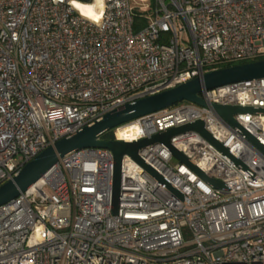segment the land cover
Instances as JSON below:
<instances>
[{
	"label": "built area",
	"instance_id": "obj_1",
	"mask_svg": "<svg viewBox=\"0 0 264 264\" xmlns=\"http://www.w3.org/2000/svg\"><path fill=\"white\" fill-rule=\"evenodd\" d=\"M96 1V17L77 9ZM149 8L0 0V184L115 108L264 57V0H154ZM136 10L146 20L137 30ZM199 95L205 105L178 102L108 130L111 139L202 120L228 153L195 131L170 138L188 163L160 143L139 148L163 180L124 155L114 213L112 152L73 150L0 205V264H264V114H234L235 126L213 109L264 108V78Z\"/></svg>",
	"mask_w": 264,
	"mask_h": 264
},
{
	"label": "water",
	"instance_id": "obj_2",
	"mask_svg": "<svg viewBox=\"0 0 264 264\" xmlns=\"http://www.w3.org/2000/svg\"><path fill=\"white\" fill-rule=\"evenodd\" d=\"M257 78H264V58L224 66L205 72L201 77L192 78L175 87L138 98L133 102L115 108L77 130L74 134L64 136L55 141L52 145H49L31 160L26 162L16 175L0 184V205L12 200L18 196L20 192L28 189L41 177V175L56 164L59 158L64 157L71 151L84 147H102L108 148L113 154L112 210L116 213L118 209V194L120 188L121 160L124 155H129L133 158L147 173L156 176L159 180H163L148 164L144 163L139 158V148L148 144L160 143L168 148L176 158L182 162L188 163L187 158L170 144V138L179 133L195 131L201 134L207 141L215 145L219 150L224 153L228 152L227 149L224 148L221 143L216 141L205 129L202 120H196L192 123L170 128L150 137L131 142L102 139L100 136L103 132L143 115L172 106L183 100L199 105H205L203 99L199 95L202 89H212L236 81ZM213 109L219 117L235 126L236 122L233 118L234 114H264V108L259 107L214 104ZM240 129L252 141H255L244 129ZM211 181L219 187L223 186L219 181Z\"/></svg>",
	"mask_w": 264,
	"mask_h": 264
},
{
	"label": "trees",
	"instance_id": "obj_3",
	"mask_svg": "<svg viewBox=\"0 0 264 264\" xmlns=\"http://www.w3.org/2000/svg\"><path fill=\"white\" fill-rule=\"evenodd\" d=\"M86 1H90V0H86ZM150 1H151V3H150V8H149V13L152 12V9L154 7V0H150ZM135 12H136V15H135L134 29L137 30V29H139V27H141L146 22V20H144L145 18L142 19L143 17L140 15V12H138L137 10ZM262 58H264V57H260L259 59H262ZM247 61H251V60L241 61L238 63L247 62ZM238 63H234V64H238ZM230 65H233V64H226V65H223L222 67L230 66ZM112 137H113V135H112L111 131L104 132L101 135V138H103V139H111Z\"/></svg>",
	"mask_w": 264,
	"mask_h": 264
},
{
	"label": "rangeland",
	"instance_id": "obj_4",
	"mask_svg": "<svg viewBox=\"0 0 264 264\" xmlns=\"http://www.w3.org/2000/svg\"><path fill=\"white\" fill-rule=\"evenodd\" d=\"M131 2H132L133 7L140 8L141 13H148L147 9H143L142 10L141 8L146 7V6H149L150 3H151L150 0H131ZM77 9L79 10V12H81V14L88 15L89 17H93L92 15L86 14V12H84L81 7H78ZM142 19H144V18H142ZM236 63H238V62H236ZM183 101L186 102V100H183ZM163 109H166V108H163ZM162 111H166V110H162ZM183 232H184V239L185 240H188V239L191 238L190 232L187 229V227H185L183 229Z\"/></svg>",
	"mask_w": 264,
	"mask_h": 264
},
{
	"label": "bare ground",
	"instance_id": "obj_5",
	"mask_svg": "<svg viewBox=\"0 0 264 264\" xmlns=\"http://www.w3.org/2000/svg\"><path fill=\"white\" fill-rule=\"evenodd\" d=\"M99 4V1H96L95 5H78L82 8L86 14L92 15L93 17H96L97 12L95 11L96 5ZM122 133V132H120Z\"/></svg>",
	"mask_w": 264,
	"mask_h": 264
}]
</instances>
